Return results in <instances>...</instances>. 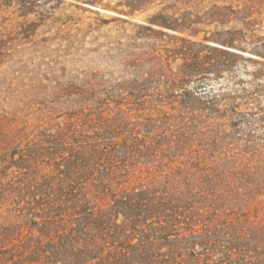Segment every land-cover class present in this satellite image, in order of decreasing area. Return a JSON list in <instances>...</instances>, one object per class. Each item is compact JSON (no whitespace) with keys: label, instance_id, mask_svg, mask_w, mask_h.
Returning <instances> with one entry per match:
<instances>
[{"label":"rangeland","instance_id":"obj_1","mask_svg":"<svg viewBox=\"0 0 264 264\" xmlns=\"http://www.w3.org/2000/svg\"><path fill=\"white\" fill-rule=\"evenodd\" d=\"M3 1L1 166L4 158L38 153L35 144L57 157L68 155L73 140L96 134L134 139L137 163L113 187L179 176L175 186L193 194L195 229L226 240L252 233L264 246V91L257 86L264 85V58L243 48L225 56L232 73L174 89L162 75L180 72L184 53L207 58L231 50L217 39L238 25L213 20L214 5H252L263 21L256 36L264 38V0H156L135 11L130 0ZM24 3L45 18L20 15ZM159 12L189 26L150 24ZM256 70L263 73L253 76ZM9 209L0 202V228L20 221Z\"/></svg>","mask_w":264,"mask_h":264},{"label":"trees","instance_id":"obj_2","mask_svg":"<svg viewBox=\"0 0 264 264\" xmlns=\"http://www.w3.org/2000/svg\"><path fill=\"white\" fill-rule=\"evenodd\" d=\"M155 1L130 0L127 6L135 11ZM35 8L34 3H24L20 15L36 13L45 18ZM215 12L212 18L218 23L238 25L228 32L226 40L217 39L231 50L207 58L184 53L180 72L162 74L169 88L194 78L200 82L208 75L232 73V64L225 56L238 57L243 48L264 58V38L255 33L263 21L254 17L252 5H214ZM149 23L169 29L189 26L163 12ZM262 73L256 70L252 75ZM257 86L261 94L264 85ZM215 101L210 104L216 109ZM97 135L73 140L68 155L56 157L35 144L38 153L22 152L18 159L2 160L7 163L0 165V202H7L9 211L20 221L0 228V264H264V246L254 234L242 239L223 235L226 240L206 229H195L198 213L191 205L193 194L175 186L179 176L166 175L130 187L116 183L113 187L137 163L131 153L138 143ZM43 165L50 169L45 171ZM12 167L16 170L9 175ZM215 254L219 256L215 258Z\"/></svg>","mask_w":264,"mask_h":264}]
</instances>
